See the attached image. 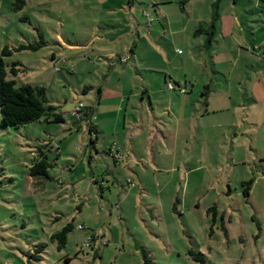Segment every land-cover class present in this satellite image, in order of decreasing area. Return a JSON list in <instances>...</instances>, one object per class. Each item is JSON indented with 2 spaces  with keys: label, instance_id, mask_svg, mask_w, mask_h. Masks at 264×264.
Segmentation results:
<instances>
[{
  "label": "rangeland",
  "instance_id": "374dc122",
  "mask_svg": "<svg viewBox=\"0 0 264 264\" xmlns=\"http://www.w3.org/2000/svg\"><path fill=\"white\" fill-rule=\"evenodd\" d=\"M14 1L0 0V51L5 46L11 50L3 57L7 69L13 62L19 63L16 75L8 73V78L14 79L16 86L26 83L43 86L48 103L61 111L64 121L49 118L18 128L0 127V264H142L140 251L134 250V246L146 249L155 264H198L188 255L189 249L201 251L205 264H236L234 257L242 259L255 251L252 235L246 244L242 243L244 234L254 230L262 232L258 246L264 249V221L262 225L257 223L240 188L243 170L247 177L257 171V162L250 157L247 164L234 165L236 171L230 180L233 192H239L232 197L234 220L229 221L228 214L224 218L220 212L212 221V213L206 214V208L213 202L220 210L229 208L226 179L230 165L222 155L229 146L227 142L215 146L212 164L197 160L189 166L193 170L187 189L188 180L179 178L177 172L173 178L171 172L164 173L159 180L152 176L148 191L153 194L150 201L159 210L161 224L146 221L150 216L143 206L146 201L142 202L140 190L128 187L130 184L125 180L122 185H111L110 191L101 189L93 178L98 176L97 169L106 167L104 158L108 156L101 149L98 154L90 149L95 162L88 164L90 139L86 118L82 114L78 118L71 115L78 103H91L84 87L95 76L83 70V62L79 63L82 58L87 59L83 57L86 52L76 47L71 50L62 39L74 44L85 42L97 26L102 0H23L17 7L13 6ZM136 1L134 16L141 19V11L147 10L152 20L149 26L141 25L147 32H153L147 42L139 41L142 56L148 43L152 45L154 41L174 60L187 57L190 47L198 49L202 41L206 42L209 25L202 26L201 32H196L200 26L185 27L187 20L191 24L204 13V7L209 13L208 3L206 6L200 3L204 0ZM262 6L264 9L263 1ZM252 11L254 14L249 13L248 26L244 27L248 38H256L259 27L264 29V12ZM253 16L258 19L252 20ZM102 23L106 21L102 19ZM40 37L44 40L41 47L16 49L20 44L39 42ZM85 110L86 107L82 112ZM249 119L252 121L253 117ZM255 144L264 153V145ZM41 155L50 161L47 172L52 179L30 174L31 164ZM236 155L241 156L240 148ZM178 167L179 173L186 169L181 164ZM183 188L188 190L186 199L181 196ZM173 190L182 199L181 216L170 214L168 208L167 198ZM69 222L73 228L67 232L65 246L58 249L50 236ZM41 243L45 245L43 249L34 253ZM30 254L39 259L30 258ZM258 261L255 260L256 264H264V260Z\"/></svg>",
  "mask_w": 264,
  "mask_h": 264
},
{
  "label": "crops",
  "instance_id": "0c3cea01",
  "mask_svg": "<svg viewBox=\"0 0 264 264\" xmlns=\"http://www.w3.org/2000/svg\"><path fill=\"white\" fill-rule=\"evenodd\" d=\"M262 1H201L202 6L208 3L209 13L204 7V13L191 24L187 20L185 27L209 25L216 6L212 36L209 41L208 38L202 41L200 48L190 47L187 57L178 60L170 58L166 49L155 41L152 45L148 43L142 56L139 41L147 42L153 32L141 26L146 25L143 15L141 19L134 16L136 0L99 2L103 10L98 11L97 26L83 43H69L59 34L71 50L76 47L86 52L83 57L87 59L82 58L79 63L83 62V70L95 76L85 84L89 89L84 94L90 96L91 103L85 104L86 110L81 112L86 118V133L90 139L87 159L91 165V161L95 162L91 150L98 154L101 149L111 160L104 158L106 167L97 169L98 176L93 179L99 182L101 189L109 191L111 185H122L124 180L130 184L128 187L138 188L141 201H146L143 206L150 214L146 221L151 225H155L154 220L162 223L159 210L150 201L153 194L150 195L147 184L152 176L159 180L158 177L171 172L173 178L177 172L179 178L188 180L185 181L187 189L193 170L188 169L189 166L197 160L212 164L215 146L226 142L229 146L222 155L230 165L226 179L229 208L220 210L213 202L206 208V214L210 215L208 210L214 206L215 217L221 212L222 217L228 214L229 221L234 220L232 197L239 192H233L230 180L236 171L234 165L247 164L250 157L259 168L250 177L245 170L240 174L241 194L245 205L254 211L257 223L262 225L264 221V153L261 154L255 144L264 145V29L258 28L256 38H248L244 29L248 26L249 13L254 14L252 10L264 12ZM240 2L242 6H238ZM102 19L106 23H102ZM257 19L252 17V20ZM167 81L183 82L187 92L181 93L178 88L169 90ZM249 116L253 117L252 121ZM111 148L118 150L122 157L111 156ZM176 164L186 169L179 173L180 167ZM248 180L251 181L249 191L244 195V182ZM185 188L181 196L186 199L188 190ZM168 197L170 214L181 216L182 199L178 191L173 190ZM194 200L199 206L198 197ZM118 207L123 215L120 201ZM250 236L255 239V251L250 256L243 255L242 259L234 257L236 264H256L255 260L259 259L260 263L264 260V249L258 246L262 232L254 230L244 234L242 243L246 244ZM247 248L245 245V250ZM134 250L139 249L134 246Z\"/></svg>",
  "mask_w": 264,
  "mask_h": 264
},
{
  "label": "trees",
  "instance_id": "16d2710c",
  "mask_svg": "<svg viewBox=\"0 0 264 264\" xmlns=\"http://www.w3.org/2000/svg\"><path fill=\"white\" fill-rule=\"evenodd\" d=\"M22 4L23 0H15L12 4L14 7H17ZM216 6L213 9V19L209 24V31H207V40L209 41L212 36V29L214 28V20L216 19ZM203 27L200 26L196 32L203 31ZM44 43V40L40 37V41L36 43L29 44H20L16 49H31L35 50L38 47H41ZM11 53V50L8 47H3L0 51V127H21L33 121H41L42 119L47 120L52 118L56 122L64 121V116L57 112V107L55 105L49 104L45 88L43 86L31 85V84H22L19 86L15 85L14 79L8 78V73L16 75L19 70L17 66L19 63L13 62L9 69L4 61V56H7ZM89 89V86L84 87V90ZM206 94V93H204ZM92 132L90 127L89 129ZM93 142V140H91ZM42 157L38 160H35L30 168L31 175H40L45 179H52V176L48 174L47 169L51 166L50 161L46 155H41ZM251 181L248 180L244 182V195L248 194L249 186ZM215 207H210L208 212L212 213V221L214 220ZM73 228L71 222L67 223L62 229L54 232L50 239L57 243V248L64 247L67 241V232ZM44 244H38L35 248L34 253H39ZM142 264H155L152 257L146 249H139ZM188 255L196 261L198 264H205L204 254L200 251H194L189 249L187 251ZM32 259H39L38 256L30 254L29 256Z\"/></svg>",
  "mask_w": 264,
  "mask_h": 264
},
{
  "label": "built area",
  "instance_id": "2783aa9c",
  "mask_svg": "<svg viewBox=\"0 0 264 264\" xmlns=\"http://www.w3.org/2000/svg\"><path fill=\"white\" fill-rule=\"evenodd\" d=\"M142 14H143V17L145 19L146 25L149 26L152 22L151 17H150V13L147 10H145V11H143ZM166 87L169 90H173L175 88H178V90L181 93L187 92V88L183 82L177 83V82L167 81ZM84 108H85L84 103H82V102L78 103V105L71 111V115L73 117L78 118L80 116L81 112L84 110ZM59 113L61 114V112H59ZM61 115H63V114H61ZM109 154L111 156H113L114 158H121L122 157L120 152L118 150L113 149V148L109 149ZM79 228H82V225H79ZM83 245L87 246V245H89V243H85Z\"/></svg>",
  "mask_w": 264,
  "mask_h": 264
}]
</instances>
